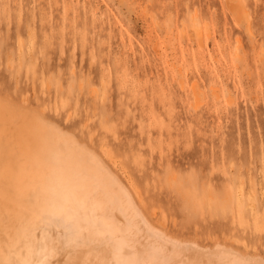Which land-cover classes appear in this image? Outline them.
<instances>
[{
  "label": "rangeland",
  "instance_id": "374dc122",
  "mask_svg": "<svg viewBox=\"0 0 264 264\" xmlns=\"http://www.w3.org/2000/svg\"><path fill=\"white\" fill-rule=\"evenodd\" d=\"M0 90L103 150L173 230L264 252V0H0Z\"/></svg>",
  "mask_w": 264,
  "mask_h": 264
},
{
  "label": "bare ground",
  "instance_id": "6f19581e",
  "mask_svg": "<svg viewBox=\"0 0 264 264\" xmlns=\"http://www.w3.org/2000/svg\"><path fill=\"white\" fill-rule=\"evenodd\" d=\"M210 88L212 93H218L215 84L211 83ZM198 92L193 89L196 102ZM45 125L49 127L45 128ZM50 129H58L70 138V142L62 147L55 146L59 138ZM49 139L53 141L50 144L47 143ZM40 149L50 156L47 161L52 164H47L50 171L45 176H51L57 161L61 164L70 162L73 172L87 189L98 191L93 197L104 210L81 220L80 227L88 231H84L74 244H69L66 237L75 233H66L63 227L45 230L33 215L43 206L42 200L35 199L40 194L39 186L48 183V178L42 174V154L37 156ZM106 155L89 139L53 122L38 105L0 90V261L40 259L41 243L60 249L56 264H88L101 252L111 259V249L94 242L95 229L103 228L108 220L118 226L117 238L130 242L125 255L140 259L156 258L170 264H212L213 261L232 258L264 260V252L248 245H238L228 237L213 234V237L208 235L207 240L201 237L202 232L185 234L173 230L147 205L142 191L119 175V170L114 169L116 166H111L115 163ZM7 160L12 161V176L4 173ZM16 188H19V194L9 198ZM161 247L162 252L158 251ZM49 264H52L51 259Z\"/></svg>",
  "mask_w": 264,
  "mask_h": 264
},
{
  "label": "snow or ice",
  "instance_id": "6c2138e0",
  "mask_svg": "<svg viewBox=\"0 0 264 264\" xmlns=\"http://www.w3.org/2000/svg\"><path fill=\"white\" fill-rule=\"evenodd\" d=\"M45 125V128H48ZM59 138L60 146L70 142V138L60 133L58 129H50ZM70 161V157H69ZM4 173L8 176L14 175L12 169V161L7 160ZM43 180L44 177L42 176ZM39 193L35 199L43 201V206L33 215L40 221L41 226L47 230L53 227H63L66 233H75L74 236H68L66 239L69 244H74L80 238V235L88 229L80 227L82 219H87L89 215L95 216L98 211H103L94 200L93 194L80 181L79 177L73 172L70 162L61 164L56 162V166L52 169L51 177L48 178V183L39 186ZM19 194V188H16L14 195ZM95 243L101 247L111 249L112 258L109 259L104 253H98L95 261L88 264H170L167 260L156 258L140 259L133 255H125V249L129 247L130 242L118 239V226L114 221H105L103 228H96L94 233ZM60 249L49 246L45 243L39 245L38 255L42 258L37 260H4L0 264H49L51 259L52 264H56V257L59 255ZM158 251L162 252L163 247ZM69 264V262H65ZM75 264V262H72ZM212 264H264V260L259 262L249 258H232L229 260L221 259L213 261Z\"/></svg>",
  "mask_w": 264,
  "mask_h": 264
}]
</instances>
